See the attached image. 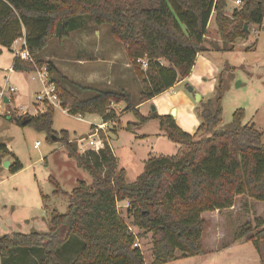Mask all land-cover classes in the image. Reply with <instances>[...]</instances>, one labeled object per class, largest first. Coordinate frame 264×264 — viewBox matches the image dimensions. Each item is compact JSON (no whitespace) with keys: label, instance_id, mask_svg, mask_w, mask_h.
<instances>
[{"label":"trees","instance_id":"trees-1","mask_svg":"<svg viewBox=\"0 0 264 264\" xmlns=\"http://www.w3.org/2000/svg\"><path fill=\"white\" fill-rule=\"evenodd\" d=\"M226 1L0 0V44L10 47L15 39L24 36L32 58L29 61L14 57L13 70L40 67V54L48 41L64 39L81 19L96 26L106 25L113 38L124 46L138 80L136 96L123 87L97 88L68 80L52 63H47L48 74L58 76H51L49 83L54 84L60 106L69 114L95 113L106 123L118 117L113 105L124 102L123 110H131L138 120L128 123L126 129L156 118L169 140L186 146L175 155L148 157L142 172L133 182H127L125 169L118 167L105 139L98 150L80 152L78 142L67 131L57 133L52 129L53 106L48 101L43 102V112L17 117H29L25 125L46 132L50 141L57 136L68 157L88 173L90 183L78 180L67 192L50 176L52 194L68 200L66 212L51 210L46 232L0 235V264H6L16 254L34 256V264H146L141 248L133 246L140 233L133 234L119 214L117 203L123 200L127 201L126 214L132 224L142 233L151 234V264L201 255L205 252L203 233L208 226L203 212L231 208L240 195L264 202L262 131L254 123H244L241 107L233 111L229 127L219 129L220 90L205 102L194 133L183 130L170 114L143 115L138 109L139 104L189 75L197 53L206 50L202 42L211 16L222 42L221 46L215 44L216 49L223 51L233 50L236 41L250 35L252 25L263 23L264 0H244L230 15L224 12ZM137 60L146 61L145 69L139 67ZM61 80L76 91L91 95L80 98L66 89ZM204 132L209 134L198 136ZM9 155L13 159L7 169L15 173L22 164L0 142V165ZM46 198L42 195V200ZM243 237L260 251L264 243L262 220L257 218L254 223L241 225L235 238Z\"/></svg>","mask_w":264,"mask_h":264},{"label":"rangeland","instance_id":"rangeland-1","mask_svg":"<svg viewBox=\"0 0 264 264\" xmlns=\"http://www.w3.org/2000/svg\"><path fill=\"white\" fill-rule=\"evenodd\" d=\"M234 5L233 0H227L224 12L230 15ZM202 44L206 50L196 56L192 67L194 71L190 77L155 95L152 101L142 107L143 112L146 115L151 112L160 115L161 112H167L170 105H175L178 107L179 126L194 133L197 127H193L192 118L188 120L189 112L201 122L200 112L205 102L220 90L222 112L218 128L229 127L233 111L241 107L244 109V123H254L262 131L261 140L264 144V19L260 26L252 25L250 35L236 41L233 50L223 51L216 49L215 44L221 46L222 42L211 16ZM17 47L18 44L10 47L0 44V142L5 143L22 164V168L15 173H10L3 162L0 165V235L9 230L23 233L46 232L49 227V211L55 209L60 213L66 212L68 200L65 196L52 194L54 187L49 181L50 176L67 192L76 186L78 180L90 183L88 173L75 165L60 141H50L46 132L37 131L31 125L18 124L13 119L46 109L43 102L36 99V95L44 91L45 87H53L49 83L51 76L58 78L55 73L48 74L47 63H52L61 75L79 84L109 89L123 87L134 96L138 94V80L131 60L127 57L124 46L113 38L106 25L96 26L84 19L78 20L67 37L48 41L40 54L43 64L32 71L12 70L11 73L6 70V67L13 64L14 49ZM137 61L141 63L139 67L145 69L142 62ZM161 61L168 65L165 60ZM61 84L80 98L91 95V92L76 91L66 81L61 80ZM9 86L16 87V91L10 92ZM189 87L192 88L191 91ZM4 97L9 101L4 102ZM54 101L51 104L52 129L57 133L67 131L72 140L78 141V144L82 142L81 148L96 146L95 139H100L99 145L102 146L107 135L118 167L125 169L127 182H133L142 172L144 160L148 157L175 155L186 148L181 143L169 140L156 118H150L133 129H126L128 123H138V120L131 110H123L124 102L113 105L119 113L118 117L106 124L95 113L71 115L60 106L57 98ZM171 111L172 109L168 114L171 115ZM184 116L187 118L185 121ZM95 134L97 135L93 136ZM207 134L209 133H199L198 136ZM35 142H38L37 146H34ZM6 159L10 164L13 158L9 155ZM42 195L51 199L47 214L41 206L42 201H45L42 200ZM234 204L232 211L219 213V220L217 214L202 213L210 221V228L215 219L220 244L226 246L222 258L225 264H238L228 262L236 254L247 253L252 257L257 255L254 264H264V246L260 251L251 242L241 248L231 247V243L241 244L245 241V237L235 238L236 230L245 222L254 223L260 218L264 223V202L240 195ZM126 205V200L118 201L119 214L135 234L140 233L135 241L149 261L152 256L151 234L142 233L132 224L131 217L126 214ZM30 216L37 217L33 222H26ZM177 255L179 256V252ZM34 263L35 257L32 255L16 254L13 259L6 260V264Z\"/></svg>","mask_w":264,"mask_h":264},{"label":"crops","instance_id":"crops-1","mask_svg":"<svg viewBox=\"0 0 264 264\" xmlns=\"http://www.w3.org/2000/svg\"><path fill=\"white\" fill-rule=\"evenodd\" d=\"M234 3V2H233ZM233 10V9H232ZM13 45H15L16 43H12ZM198 55V53H197ZM196 55V56H197ZM6 70H8L9 72L12 73V66H8L6 67ZM192 71H194V68L191 69L190 73L188 76H186L185 78L183 79H179L172 87L170 88H173L174 86H176L177 84H179L180 82H183V81H186L190 75L193 73ZM7 78V77H6ZM169 89V88H168ZM155 97V96H154ZM154 97H152L151 99L141 103L138 105V109L139 111L143 114V115H146L147 113H144L143 110H142V107L144 105H146L148 102L152 101L154 99ZM9 101V100H8ZM155 108V107H154ZM171 109H175V114L176 117L175 118V121L177 123V117H178V107H176L175 105H170L168 107V110L167 112H161L160 115H163V114H168V112L171 110ZM65 110V109H64ZM38 111L40 112H43V108L42 109H39ZM164 111V110H162ZM36 113V112H35ZM35 113H31V115H34ZM159 115V114H158ZM193 119V127H197L200 122L198 121L197 117H195L194 115H192L190 112L188 114V120L190 119ZM9 119V118H8ZM187 120V118L184 116V121ZM109 123V122H107ZM106 123V124H107ZM178 124V123H177ZM91 125H95V124H91ZM179 125V124H178ZM184 130V129H183ZM186 131V130H185ZM189 131V130H188ZM190 133V132H189ZM97 134L93 135V136H96ZM108 143H109V140H108V137L106 135V138H105ZM4 160H7L6 158ZM240 196H238L239 198ZM52 198V197H51ZM50 202H51V199L50 197L46 198L45 201H42L41 203V206L43 207V210L44 212L47 214L48 211H49V205H50ZM49 204V205H48ZM235 204L231 207V208H227V209H221V210H215V211H211L210 213H213V214H217L218 215V220H219V217H220V214L221 212H227V211H232L234 208ZM51 209V208H50ZM53 210V209H51ZM50 210V211H51ZM49 211V212H50ZM203 216V215H202ZM37 217V216H30L29 218L30 219H26L25 221L26 222H33L34 221V218ZM210 221L208 220V226L207 228L205 229L204 233H203V246H204V249H205V252L201 255H196V256H186V257H180V258H177L175 259L174 261H171V262H166V263H162V264H225V261L224 259L222 258V256L224 255V250L226 249L225 247L226 246H221L220 244V240H219V237L217 235V227L215 225V219H214V224H213V227L210 228ZM210 229V230H209ZM210 231V232H208ZM12 232H19V231H12V230H9L8 233H12ZM208 232V233H207ZM23 233V232H22ZM207 234H208V237H207ZM249 241H243L241 244L239 243H231V247H244L246 245L244 244H247ZM264 246V243H262L260 245V249L261 247ZM231 252V251H230ZM143 253V252H142ZM232 253V252H231ZM144 255V254H143ZM256 258H257V255H254L253 257L250 256V254H247V253H243V254H236L232 259L233 260H230V262L228 263H231L232 261L238 263V264H254L256 262ZM145 259V257H144ZM264 260V259H263ZM153 261V258L152 256H150V259L149 261H147L145 259V262L146 264H151ZM260 262V261H259ZM261 264V262H260Z\"/></svg>","mask_w":264,"mask_h":264},{"label":"built area","instance_id":"built-area-1","mask_svg":"<svg viewBox=\"0 0 264 264\" xmlns=\"http://www.w3.org/2000/svg\"><path fill=\"white\" fill-rule=\"evenodd\" d=\"M234 2V8H240L241 4H242V0H233ZM233 8V9H234ZM14 43L18 44V47L17 49H14L15 52H14V56L16 58H19V59H23V60H29L31 61L32 58L26 48V43H25V37L24 36H21V37H18L17 39L14 40ZM15 44V45H16ZM142 62V65L144 67H146V61L145 60H140ZM53 87H51L50 89H47L46 87L44 88V91H41L39 92L37 95H36V99L41 101V102H44L45 100L48 101L49 103H54V99L57 98V95L55 94V90H54V85L52 83H50ZM9 91L10 92H14L16 91V87H12V86H9ZM58 99V98H57ZM103 128V127H102ZM95 130H97V128H95ZM78 142V141H77ZM82 142H79L78 144V149L80 152H83L85 151L86 149H94V150H98L99 148H101L102 146L99 145L101 144V141L100 139H95L94 140V143L97 145L93 146V147H88V148H81L83 146V144H81ZM38 145V142H35L34 146H37ZM81 148V149H80ZM127 207V205H126ZM128 225V224H127ZM128 229L133 233L135 234V231L133 230V228L128 225ZM133 246H138L140 247V245L135 241L133 243Z\"/></svg>","mask_w":264,"mask_h":264},{"label":"water","instance_id":"water-1","mask_svg":"<svg viewBox=\"0 0 264 264\" xmlns=\"http://www.w3.org/2000/svg\"><path fill=\"white\" fill-rule=\"evenodd\" d=\"M244 29H247V24L244 25ZM237 84H239V83H237ZM189 90L191 91L192 88L189 87ZM3 100H4V102H8V98H6V97H4ZM152 109L155 110V108L153 106H152ZM174 114H175V109H172L171 115H174ZM8 118H9V116H8ZM14 120L17 121V122H20L22 125H25L29 121V117H23L21 119H18L17 117H15ZM56 140H57V138L54 136L53 137V141H56ZM8 164H9L8 160H4L3 161V166L4 167H8Z\"/></svg>","mask_w":264,"mask_h":264}]
</instances>
